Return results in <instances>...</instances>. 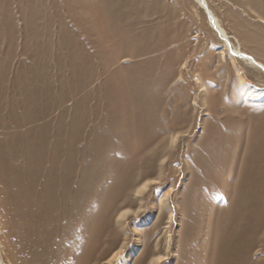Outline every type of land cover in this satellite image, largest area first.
Masks as SVG:
<instances>
[{
    "label": "rangeland",
    "instance_id": "obj_1",
    "mask_svg": "<svg viewBox=\"0 0 264 264\" xmlns=\"http://www.w3.org/2000/svg\"><path fill=\"white\" fill-rule=\"evenodd\" d=\"M0 264H264V74L194 0H0Z\"/></svg>",
    "mask_w": 264,
    "mask_h": 264
},
{
    "label": "bare ground",
    "instance_id": "obj_2",
    "mask_svg": "<svg viewBox=\"0 0 264 264\" xmlns=\"http://www.w3.org/2000/svg\"><path fill=\"white\" fill-rule=\"evenodd\" d=\"M196 4L204 11L210 27L214 30L217 36L223 41L226 49L230 55L238 60H241L245 64L258 69L264 74V64L257 61L253 56L248 55L240 50L238 46H233L229 40L228 35L219 24L218 19L214 16L209 9L206 0H194Z\"/></svg>",
    "mask_w": 264,
    "mask_h": 264
}]
</instances>
